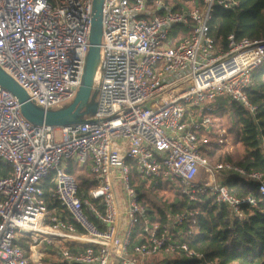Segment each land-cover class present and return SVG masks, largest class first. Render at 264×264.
I'll return each instance as SVG.
<instances>
[{
	"label": "built area",
	"instance_id": "built-area-1",
	"mask_svg": "<svg viewBox=\"0 0 264 264\" xmlns=\"http://www.w3.org/2000/svg\"><path fill=\"white\" fill-rule=\"evenodd\" d=\"M92 3L0 0V71L35 109L33 104L50 113L65 104L62 111L77 96ZM238 6L237 0L181 6L173 0H103L96 102L86 119H78L83 103L63 124L35 122L0 84V162L11 167L0 177V264H43L46 250L58 255L56 264L202 259L176 238L184 225L195 224L198 211L166 208L163 223L152 220L131 183L133 168L146 187L166 180L187 203L208 192L231 220L244 219V207H257L252 195H232L225 179L256 183L264 196V173L210 163L205 155L215 109L237 103L251 115L256 111L246 90L264 65V39L236 42L229 34L223 52L210 35L213 9ZM70 162H89L96 186L80 193ZM52 203L59 209H50Z\"/></svg>",
	"mask_w": 264,
	"mask_h": 264
},
{
	"label": "trees",
	"instance_id": "trees-1",
	"mask_svg": "<svg viewBox=\"0 0 264 264\" xmlns=\"http://www.w3.org/2000/svg\"><path fill=\"white\" fill-rule=\"evenodd\" d=\"M188 0H173L178 6ZM190 1V0H189ZM239 6L234 10H224L215 7L212 12L210 35L221 51H226L227 37L233 34L236 42L243 39H264V0H237ZM194 5L198 0H193ZM249 101L256 107L255 115L249 114L237 103L227 107H218L213 116L225 119L224 126L228 138L233 144L241 146L242 154H226L223 162H230L243 168L247 172L264 173V65L255 70L252 84L246 90ZM219 104H222L219 101ZM218 119L210 129V144L213 149L220 148ZM223 139L224 134L222 135ZM224 144V143H223ZM221 144V145H223ZM213 152V150H212ZM205 153L210 161L209 155ZM210 163H213L210 161ZM68 172L78 183L79 192L85 193L96 186L90 173V163L78 166L68 164ZM11 167L0 162V177L10 175ZM131 183L141 194L148 208L152 220L163 223L166 220L165 209L176 213L182 209L197 210L195 224L184 225L176 233L179 242L202 254V259L187 260L183 257L173 256L167 264H264V196L258 192V185L236 177L225 179L228 191L237 197L252 195L257 200L256 208L244 207L245 217L240 221L231 220L225 207H219L213 202L212 196L207 192L199 196L195 203H187L179 195L178 187H170L168 181L163 179L151 180L146 187L147 180L136 174L134 168L130 172ZM172 192L171 201L159 196L161 191ZM48 197V196H47ZM49 208L59 209L57 204H50ZM190 232V233H188ZM68 248L74 251L73 247ZM45 264H56L49 260Z\"/></svg>",
	"mask_w": 264,
	"mask_h": 264
},
{
	"label": "water",
	"instance_id": "water-1",
	"mask_svg": "<svg viewBox=\"0 0 264 264\" xmlns=\"http://www.w3.org/2000/svg\"><path fill=\"white\" fill-rule=\"evenodd\" d=\"M103 0H93V15H92V31L90 37V48L86 60L85 73L83 77V83L79 92L73 102L64 110L58 112L44 113L35 109L33 106L25 102L24 92L18 88L2 71H0V84L5 86L11 93H13L22 104L21 109L27 118L41 122L45 119L50 124H63L64 122L70 121V119L61 118H72L75 114V110L85 103L89 97L91 90V72L92 65L95 57H98L97 45L99 43V36L101 31V10Z\"/></svg>",
	"mask_w": 264,
	"mask_h": 264
},
{
	"label": "rangeland",
	"instance_id": "rangeland-1",
	"mask_svg": "<svg viewBox=\"0 0 264 264\" xmlns=\"http://www.w3.org/2000/svg\"><path fill=\"white\" fill-rule=\"evenodd\" d=\"M95 102H96V98L94 96V84H93V88L91 87L89 97H88L87 101L85 102L84 106L81 108L80 115H79L78 119L88 118L91 115L92 107L94 106ZM33 105L35 107H37L38 110H40V108L36 104H33ZM64 106H65V104L62 105V107H64ZM62 107L61 106L60 107H53L50 109V111H54V112L59 111V109ZM217 119L219 121V125L217 126V128H219V131H220L219 133H221L223 131L225 140H224V144L220 145L219 146L220 148H217L216 150L213 149V146H211V150H209V151L212 152V150H213V152L209 155V158H210V161L213 163H216L218 161H223V157L226 154L232 153V154H236V155H241L242 151H243L241 146L233 144L231 138H228L226 128L224 126V123H225L224 117L223 118L218 117ZM217 119L215 117V121ZM56 137H58V136L56 135ZM200 176L198 177L199 179L201 178ZM158 195L163 196L165 200L169 199V201H171V199L173 197V194H172V192H170V190L169 191L168 190L167 191H161L158 193ZM46 255L47 256L44 258L43 264H45V262L47 263V261H49V260H53V261L55 260V263H56V261L58 259V255L53 250H46Z\"/></svg>",
	"mask_w": 264,
	"mask_h": 264
},
{
	"label": "bare ground",
	"instance_id": "bare-ground-1",
	"mask_svg": "<svg viewBox=\"0 0 264 264\" xmlns=\"http://www.w3.org/2000/svg\"><path fill=\"white\" fill-rule=\"evenodd\" d=\"M98 69H99V59L98 57H95L92 65V72H91V84H94L98 78ZM63 119H70V118H61L60 120Z\"/></svg>",
	"mask_w": 264,
	"mask_h": 264
}]
</instances>
